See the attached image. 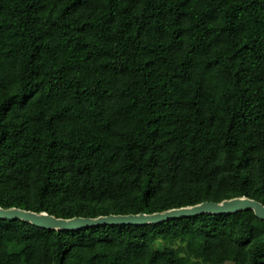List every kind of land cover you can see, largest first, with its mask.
<instances>
[{
    "label": "trees",
    "instance_id": "16d2710c",
    "mask_svg": "<svg viewBox=\"0 0 264 264\" xmlns=\"http://www.w3.org/2000/svg\"><path fill=\"white\" fill-rule=\"evenodd\" d=\"M264 205V0H0V207L58 218ZM264 264L250 209L146 225L0 219V264Z\"/></svg>",
    "mask_w": 264,
    "mask_h": 264
},
{
    "label": "water",
    "instance_id": "95a60500",
    "mask_svg": "<svg viewBox=\"0 0 264 264\" xmlns=\"http://www.w3.org/2000/svg\"><path fill=\"white\" fill-rule=\"evenodd\" d=\"M252 210L256 217L264 220V205L247 197L225 199L221 202L204 201L192 206L173 208L151 214H110L106 216L58 218L45 212L36 213L20 208L0 207V219H20L34 226L55 230H81L101 225H146L167 221L173 218L195 217L208 214H233L243 210Z\"/></svg>",
    "mask_w": 264,
    "mask_h": 264
},
{
    "label": "rangeland",
    "instance_id": "374dc122",
    "mask_svg": "<svg viewBox=\"0 0 264 264\" xmlns=\"http://www.w3.org/2000/svg\"><path fill=\"white\" fill-rule=\"evenodd\" d=\"M225 264H232V263H230V262H226Z\"/></svg>",
    "mask_w": 264,
    "mask_h": 264
}]
</instances>
